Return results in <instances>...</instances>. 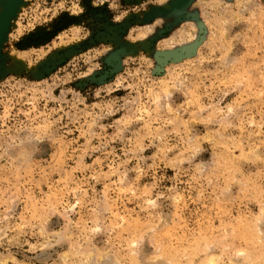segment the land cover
Segmentation results:
<instances>
[{"label": "rangeland", "instance_id": "374dc122", "mask_svg": "<svg viewBox=\"0 0 264 264\" xmlns=\"http://www.w3.org/2000/svg\"><path fill=\"white\" fill-rule=\"evenodd\" d=\"M0 264H264V0H24Z\"/></svg>", "mask_w": 264, "mask_h": 264}, {"label": "water", "instance_id": "95a60500", "mask_svg": "<svg viewBox=\"0 0 264 264\" xmlns=\"http://www.w3.org/2000/svg\"><path fill=\"white\" fill-rule=\"evenodd\" d=\"M5 3V9L0 14V46L8 31L11 21L16 16L24 0H0Z\"/></svg>", "mask_w": 264, "mask_h": 264}, {"label": "bare ground", "instance_id": "6f19581e", "mask_svg": "<svg viewBox=\"0 0 264 264\" xmlns=\"http://www.w3.org/2000/svg\"><path fill=\"white\" fill-rule=\"evenodd\" d=\"M215 259V258H214Z\"/></svg>", "mask_w": 264, "mask_h": 264}]
</instances>
